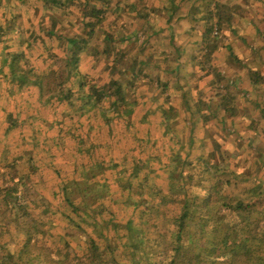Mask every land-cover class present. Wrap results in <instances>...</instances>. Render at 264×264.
<instances>
[{
	"label": "trees",
	"instance_id": "obj_1",
	"mask_svg": "<svg viewBox=\"0 0 264 264\" xmlns=\"http://www.w3.org/2000/svg\"><path fill=\"white\" fill-rule=\"evenodd\" d=\"M41 1L49 7L59 8L60 12L65 14L63 18L55 14L50 16V24L47 19L44 21L47 22L46 33L57 35L66 65L64 70L59 72L51 69L50 72L35 74V80L31 81L28 77L33 76L30 74V70L33 71L32 60L27 57L23 59L25 51L18 54L19 51L15 50V47L9 46L2 62L10 65L13 80L20 81L18 90L31 85L36 86L38 90L42 89L45 87L44 78L49 81L46 74L51 73L56 79L52 84L53 98L57 97L61 105L65 104L68 113L69 109L74 111L75 101L78 99L84 101L81 117L90 112L94 117L101 116L106 112L103 105L105 102H109L122 116L125 114L130 116L133 107L128 84L132 87L136 81L134 78L122 77L124 71L118 70V64L127 51L126 45L120 46L126 43L130 36L137 35V24L132 27L133 33L121 32V35H117L111 28L113 23L109 21L112 0ZM74 6L79 12L71 11L70 7ZM127 8L134 9L135 5L129 4ZM15 13L12 17L14 19ZM69 14H72L74 19H71ZM226 14L221 13V16H217L219 30L216 34H212L213 15L211 16L210 11L206 15L208 24L212 23L208 32L204 33L206 34L204 47L207 43L210 47L204 55L207 57L205 65H209L210 60L214 61V52L218 48V43L206 39L220 35L222 25L226 24L231 16V13L228 17ZM149 17L150 14L147 12L138 14V18L144 22L148 21ZM65 19L76 27L69 34H66L63 28L60 30V27L66 24ZM2 28L0 24V43L4 42ZM98 31L101 32V36L98 35ZM169 33L176 38L173 28ZM152 35L154 33L149 34L147 39L149 40ZM189 40L192 38L189 37ZM191 43L177 46V58L181 54L184 56L189 53L187 48ZM29 46H32L31 50L35 49L33 44ZM145 48L143 45L140 49V52L145 53L144 57L141 58L140 54L135 58L131 74L147 75V67L150 65L154 66V70H160V61L149 52L146 53ZM38 50L41 52L42 49ZM192 57L195 58L196 55L193 53ZM82 58L91 61L97 58L104 59L109 70L108 81L87 84L86 73L83 74L78 69ZM18 59H23L27 64L25 65L27 70L19 69L24 72L21 75L17 70ZM108 61L111 62L108 64ZM196 64L209 75H213L215 82L221 83L226 78L219 65L213 62L209 65L210 71L202 64V60ZM174 70L177 68H168L166 72L172 75ZM250 73L255 85L262 83L263 78L261 79L258 71ZM185 74L183 76L188 77V71ZM168 83V79H161L163 87L157 90L160 99L155 98L159 103L157 108L164 107L165 115L162 116L156 108H152L146 110L139 121L148 120V114L155 113L157 121L168 122V126L163 128L160 125L155 126V129L161 130V138L165 142L160 153L155 156L159 161L158 168L145 164L146 172L141 178L132 172L127 179L119 182L120 188L117 190L113 189L110 179L106 177L104 183L105 186L109 185L110 189L102 186V198L96 208L87 205V209L81 210L73 198L75 194L73 187L81 185L79 188L85 189L82 184L94 176L90 173L92 168L87 172L88 175L79 180L77 177L71 179L63 177L61 184L59 183L57 189L50 194H43L44 191L37 187L38 181L33 184L30 178L39 169L47 171L48 165L31 166V170L27 175L23 173V177L18 175L16 168L9 175L7 183L0 182L1 213L7 215L14 211L15 218L24 215L29 221L25 225L22 223L15 233L8 226L0 227V264H264V152L256 153L254 148L252 152L249 151L251 153L249 158L234 160L233 155L240 152L243 146L247 149L252 146L255 136L250 134L248 140L237 139L238 141L222 143L213 135L210 136L213 139L210 142L196 134L200 125L207 124L212 119L217 121V124L213 123L216 128L226 129V114L235 115L237 112V107L234 106L235 98L228 87L226 92L217 87L216 92L203 95L204 99L201 93L194 102L190 91H183L182 100L187 101L186 110L190 112V117L179 127L186 135L183 137L177 134L173 130L176 128L174 123L169 124L170 116L172 118L174 116L170 112L176 108L170 105L167 110L164 105V102L170 100V95L163 93L169 88ZM184 84L185 87L188 85ZM38 92L40 94V91ZM125 107L130 109L129 113H125ZM258 107L262 110L261 116L257 115L261 120L264 117V104ZM84 109H87V112ZM221 109L225 113L219 116ZM167 114H170L169 117H165ZM257 126L258 122L254 124L252 120L250 128L255 129ZM216 133L219 134V131ZM242 137L240 135V138ZM186 145L189 148L184 153ZM135 164L142 166L144 162L138 160ZM96 165L101 169L104 167V163L100 161H96ZM136 169L139 170L138 167ZM158 169L167 173L164 178L167 185L166 183L155 185L150 182L154 173L155 176L159 174L156 173ZM26 177L32 182L29 190ZM127 190L129 193L125 197ZM32 191L40 194L43 203L47 198H51V205L58 210L56 200L58 196H62V202L70 209L66 213L70 222L69 228H63V222L60 223L57 233L63 235L58 234L59 240L52 242L51 248L40 245V239L32 229L35 217L29 211V206L36 204L32 199ZM173 196H179V200H173ZM172 202L173 205L180 206L174 213L170 208ZM141 205L142 209L139 210ZM125 206L133 207V212L123 218L120 215ZM88 227H91V232L88 231ZM19 233H23L22 239L16 235ZM80 234L83 236L79 238ZM120 240L125 243L119 244ZM10 244H14L13 249H8L7 253H4V248ZM153 247L157 253H153Z\"/></svg>",
	"mask_w": 264,
	"mask_h": 264
},
{
	"label": "rangeland",
	"instance_id": "obj_2",
	"mask_svg": "<svg viewBox=\"0 0 264 264\" xmlns=\"http://www.w3.org/2000/svg\"><path fill=\"white\" fill-rule=\"evenodd\" d=\"M112 1L109 21L113 23L111 28L116 31L117 35H121V32L133 33L132 27L134 24H137L138 30L137 35L130 36L131 38H128L126 43L121 44L120 47L126 45L125 49L127 48V51L123 60L118 64V70L120 72L124 71L122 77L134 78L136 81L132 87L131 84H128L132 97L131 107H133L130 116H126V114L122 116L109 102H105L103 105L106 112H103L101 116L94 117V114L90 112L81 117L84 101L78 99L75 101V112L69 109L68 113L66 105H61L57 97L53 98L54 90L52 89V84L56 79L53 78L51 73L46 74L49 81L44 78L45 87L42 89L38 90L36 86L33 87L31 85L25 86L23 90H18L20 81L13 80L10 65L2 62L4 55H6V49L9 46L15 47L14 49L19 51L18 54L21 53L20 51H25L23 59L27 57L32 60L33 71L30 70V74L33 76L29 75L28 77L31 81L35 80V74L50 72L51 69L56 70V72L64 70L66 61L64 53L61 47H59L60 42L57 35L52 36L46 33L47 22L45 23L44 20L47 19L48 24H50V16L55 14L63 18L65 14L60 12L59 8L44 5L41 0H26L25 2H21V0L0 1V24L3 27L1 35L4 37V42L0 43V182L7 183L9 175L16 168V171L19 172L18 175L23 177V173L27 175L31 170V166L34 167L36 164L48 165L47 171L39 169L30 178L33 180V184L38 181L37 187L44 191L43 194H50L57 189L59 183L61 184L63 177L65 179L77 177L79 180V178L81 179L84 178L83 176L88 175L87 172H90L89 169L92 168V172L90 173H93L92 175L94 176L91 177V174H89L91 177L88 181L89 184L88 182L82 184L85 189H80L81 185L79 187L74 186L75 194L73 198L81 210L87 209V205L96 208L102 198L101 188L105 186L104 179L106 177L110 179V185L113 186V189L117 190L118 187L120 188L119 182L127 179L132 172L138 174L139 178H141L146 172L145 164L149 166L154 165V167L158 168L159 161L155 156L160 153L161 146H164L165 142L161 138V130L155 129V126L160 125L163 128L168 126V122L157 121L155 113L148 114V120L139 121L145 111H149L152 108H156L157 112L161 113L162 116L165 115L166 111H163L164 107H161V109L157 108L159 103L155 99H160L157 90L163 87L161 85V79L163 78L169 80V88L163 92L165 95L167 93L170 95V100L164 102L165 108L167 109L170 105L176 108L175 111L170 112L174 116L173 118L170 116L169 124L171 122L174 123L176 128H173V130L177 134L183 135V137L186 135L179 128L190 117V112L186 110L187 101L182 100V94L183 91H190L193 102L198 99L201 93L203 99V95H206L203 91L206 86L204 80L208 78L209 74L207 71L200 69L199 64H196V62L202 60V64L210 71L211 66L209 65H211L213 60H210L209 65H205L207 57L204 56L210 47L208 46L209 43L204 47L205 44L203 42L206 35L203 32L204 30L208 32L209 29L200 28L202 34L201 32H197L194 35H179L177 40L175 36H171L168 32V28L173 26L172 23L175 19L173 17H164V13L158 7L160 3L157 0ZM247 1L251 2L252 0ZM253 1L256 3L257 0ZM129 4H134L135 8L128 9L127 5ZM167 6L170 7V4L165 2L164 7L166 9H168ZM75 8L77 7H70L71 11L79 12ZM14 12H16L15 19L12 18ZM143 12L150 14L146 22L138 18V14ZM69 17L74 19L72 14H69ZM65 21L66 24L64 27H60V30L63 28L64 32L69 34L76 27L72 26L67 19ZM213 21L212 34H216L219 30L218 18H215ZM252 22L253 24L256 23L254 17ZM250 27L251 25L246 23L245 27L236 33L233 30L228 32L221 31L219 36L215 38L210 36L211 38L209 37L206 40L210 39L211 42L218 43V48L214 54L220 58L224 56H226V59L231 58L230 55H227L229 51L219 50L224 44L230 45L232 47L231 50L234 49L235 52L239 51L245 56L247 52H251V46H248V44L254 40V38H251L252 40L249 39L248 33L250 32ZM173 28L175 29L174 26ZM254 29L251 36L257 37L256 42L259 43L258 45L264 44V32L261 34ZM100 31H98L99 36H101ZM243 31L247 33L245 34ZM157 32L159 34H155ZM151 33H154V35L148 40L147 37ZM189 37L192 38V41L194 40L195 44L199 43L198 49L196 51L194 49V55L197 58L189 60V57L187 55L185 57L183 54L177 58V46L182 42L181 39H184V43H186ZM32 44L33 48H35L33 50H31L32 46H29ZM143 45L146 46V53L149 52L156 60L160 61V70H154V66L150 65V67H147V75L131 74L135 58L140 54L141 58L144 57L145 53L140 52ZM38 49H42L41 52ZM224 52H226L225 55H223ZM252 54L256 55V50ZM260 57L257 56V58ZM84 58L79 62L78 69L83 74L86 73L87 79L85 82L87 84L97 81H108L109 70L107 69V62L104 59L97 58L91 61ZM23 59H18L17 64V70L20 72V75L24 73V70H27V66H25L27 64ZM8 61L10 62L11 60ZM110 62L108 61V64ZM231 66L233 69H229L227 72L229 79L233 78V81H235L232 71L236 66L238 70L236 76L246 74L241 66L233 64ZM173 67L177 68V70H174L172 75L167 73L168 68L171 69ZM19 69L23 71L21 72ZM187 71L188 77H184L183 75H186ZM243 76L246 77V75ZM245 80H241L236 91L234 87L231 88L235 91V93L232 92L231 94L235 98L234 106L237 107V112L235 115L226 114V129L220 130V128H216V125L214 126L213 123L217 124V121L212 119L207 124L200 125L196 132L197 135L205 137L207 141L212 142L213 139L210 136L213 135L216 140L222 143L234 140L238 141L237 139L248 140L250 134L255 136V142L252 146L249 149L243 146L240 152H236L233 155L232 159L234 160L249 158L251 154L249 151L251 150L252 152L254 148L256 153L264 152V117L261 120L258 119V116H261L262 110L254 104L252 109L249 110H247V107H243V104H248L250 100L249 93L245 92L248 87V80ZM178 82L179 84H177ZM184 83H188V85L185 87ZM227 84L229 87L233 85L232 83L223 81L219 83V88L226 90ZM236 85L234 83L235 87ZM38 91H40L41 95ZM134 103L136 104L134 105ZM238 105L239 107L242 105L241 108L244 109L242 110ZM86 110L84 109V111ZM124 111L125 113H129L130 109L125 107ZM223 112L221 109L219 116ZM169 115L167 114L165 117H169ZM159 119L161 120V118ZM195 120L197 121L196 117ZM252 120L254 124L258 122V126L255 129L250 128ZM216 131H219V134ZM240 135L243 137L240 138ZM188 148L189 146L186 145L183 152L187 151ZM259 148L260 150H258ZM246 153L249 154L246 155ZM138 160H141L144 164L137 166L135 162ZM228 160L231 161L230 159ZM96 161L104 163L103 169L97 165L95 166ZM231 162L234 163V161ZM162 171L158 169L156 173L159 174L155 176L154 173L150 182L155 185L160 183H166L167 185V180L164 179L167 173ZM25 179L28 181L27 188L29 190L32 182L27 177ZM105 188L109 190L110 186L107 185ZM127 193H129L128 190L125 197ZM178 197L173 196V200H179ZM32 199L36 203L35 206H29V211L35 217L32 222V229L35 231L36 237L38 236L40 239V245L50 246L52 242L59 240V233L57 232L60 223L63 222V228H69L70 222L66 213L70 209L62 202V196H58L56 200L59 210L54 209L51 205V198H47L43 203L37 191H32ZM165 204L167 205L168 202ZM179 207L178 204L173 205L172 202L170 206L171 212L174 213ZM141 209L142 205L139 207V210ZM121 211L120 217H128L133 212V207L129 208L125 206ZM73 217L75 218V215ZM6 222L11 223L7 224ZM27 222L29 221L24 215L15 218L14 211L9 212L7 215L0 211V227L7 228L8 226L14 233L19 230V226L22 223L25 225ZM88 231L91 232V227H88ZM52 234L55 235L52 236ZM16 235L23 238V233ZM81 236L83 235L80 234L79 238ZM118 242L119 244L125 243L123 240ZM13 245L10 244L4 250L2 249L3 252L7 253L8 249H13ZM152 251L153 253H157L155 252V247H153Z\"/></svg>",
	"mask_w": 264,
	"mask_h": 264
},
{
	"label": "crops",
	"instance_id": "obj_3",
	"mask_svg": "<svg viewBox=\"0 0 264 264\" xmlns=\"http://www.w3.org/2000/svg\"><path fill=\"white\" fill-rule=\"evenodd\" d=\"M157 1L160 3L158 7L161 8V11L164 13L163 14L164 17H168V18L173 17L175 19L172 23L175 29L173 28V26L169 27L168 29L170 30L171 28H173V31L176 33L177 40L179 38L178 35H182V34L194 35L197 32L198 33L201 32L202 34L201 29H203V27L204 29L209 28L212 22H213L212 23V27H213L214 24L213 20L217 18V16H221V13L222 15L227 13L226 14L227 17L228 14L231 13L229 21L226 24L222 25V32H228L230 30H233V32L236 33L238 30L244 28L246 23L251 25L250 32L248 33L249 39L254 38V40L251 39L252 43L250 41V44H248V46H251L250 49L251 52H247L246 55L244 56L239 51L235 52L234 49L231 50L232 47L230 45L224 44L219 48V50L229 51V54L227 53V55H230L231 58L226 59V56L220 58L219 56H216V54H214L213 63L217 66L219 65L220 69H222L223 71V74L226 76V78L223 81H227L228 83L233 84L230 87L227 84L230 93L232 92L235 93L242 79L248 80V87L245 92L249 93L250 100L248 104L246 103L243 104L244 108L247 107V110H249L252 109L253 104L255 106L264 104V48H263L264 44L258 45L259 43L256 42L257 37L251 36L254 32L253 31L254 28H255L254 30H256L258 33L263 34L264 32V0H257L256 3H254L253 0L251 2L247 0H157ZM164 1L170 4V7L167 6L168 9L164 7V3H165ZM172 3H174V5L171 6ZM209 11L211 12V16L213 15V20L211 19L212 22L210 24H208L206 20V15L208 14ZM253 17L256 21L255 24H253L252 22ZM206 32L207 31L204 30L203 34ZM243 33L246 34L247 32L243 31ZM181 40L182 42L179 44V46L184 44L186 45L187 43L192 42V40H189L186 41V43H184V39ZM198 45H199L198 42L197 44H195V42L191 43L190 46H188L187 48L189 53H186L185 57L187 55L189 59L192 60L193 59L192 54L195 53L196 49H198L197 47ZM255 50H256V55H253L252 52H254ZM225 54L226 52H224L223 55ZM257 56H261V57L257 58ZM232 64L238 65L239 67L241 66L242 69L246 72V74H243L246 75V77L243 75L236 76V73L238 74V70L236 69L237 68L236 66L232 71V76L233 75L235 76V81H233L234 80L233 78L229 79L227 72L229 69L230 70L233 69L231 66ZM251 71H258L260 73L261 79L263 78L261 84L258 85L254 84L252 74L250 73ZM204 81L206 82V86L204 87L205 89L203 91L206 94L214 93L219 88V83L214 81L213 75H209L208 78L205 79ZM212 81L214 84H212ZM234 83L237 84L236 87L234 86ZM222 86L224 88V85ZM233 87L235 91L234 89H231ZM223 91L226 92L225 89ZM241 106L242 105H240L239 107L238 105L239 108H241ZM244 108L241 109L243 110Z\"/></svg>",
	"mask_w": 264,
	"mask_h": 264
}]
</instances>
